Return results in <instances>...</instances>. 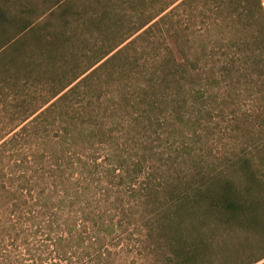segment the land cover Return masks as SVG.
<instances>
[{
    "label": "trees",
    "instance_id": "16d2710c",
    "mask_svg": "<svg viewBox=\"0 0 264 264\" xmlns=\"http://www.w3.org/2000/svg\"><path fill=\"white\" fill-rule=\"evenodd\" d=\"M189 1L173 0L0 138V264H212L236 223H259L260 147L211 146L215 110L257 83L252 56L237 42L196 46L178 22ZM244 2L261 25L250 48L264 53L263 2ZM6 13L0 6V26ZM158 17L171 20L173 43L135 66L146 79L91 95L93 75ZM176 123L190 130L170 132Z\"/></svg>",
    "mask_w": 264,
    "mask_h": 264
},
{
    "label": "rangeland",
    "instance_id": "374dc122",
    "mask_svg": "<svg viewBox=\"0 0 264 264\" xmlns=\"http://www.w3.org/2000/svg\"><path fill=\"white\" fill-rule=\"evenodd\" d=\"M172 1L0 0L10 18L0 26V128L4 129L0 138L27 114L46 108L49 104L45 103L75 76L131 37ZM244 1L191 0L181 8L178 22L196 46L211 48L237 42L248 48L252 56L250 69L256 72L257 83L239 89L229 96L227 105L215 110L217 140L211 146L216 154L249 152L258 144L256 156L264 167V76L259 75L264 65L257 64L264 53L257 50L254 57L251 50L261 45V25L251 16L256 6L251 2L245 7ZM160 17L154 20H159L158 24L150 26L152 22L130 38L115 59L93 75L88 85L91 95L101 94L103 101L112 90L133 85L132 91L146 79L137 73L139 64L158 60L173 43L171 20ZM93 99V104L98 103ZM67 104L72 105V100ZM188 127L176 123L170 132L188 131ZM203 159L200 164L206 165L208 158ZM211 164L217 165V161L208 163ZM187 165L185 168L190 169L193 163L189 161ZM222 244L212 264H249L263 257L264 216L256 226L236 223L229 243ZM133 262L138 264L137 260ZM255 264H264V258Z\"/></svg>",
    "mask_w": 264,
    "mask_h": 264
},
{
    "label": "crops",
    "instance_id": "0c3cea01",
    "mask_svg": "<svg viewBox=\"0 0 264 264\" xmlns=\"http://www.w3.org/2000/svg\"><path fill=\"white\" fill-rule=\"evenodd\" d=\"M263 5H264V0H263Z\"/></svg>",
    "mask_w": 264,
    "mask_h": 264
}]
</instances>
